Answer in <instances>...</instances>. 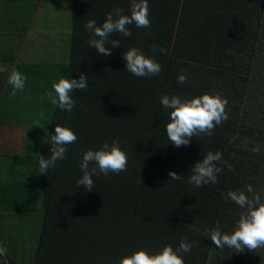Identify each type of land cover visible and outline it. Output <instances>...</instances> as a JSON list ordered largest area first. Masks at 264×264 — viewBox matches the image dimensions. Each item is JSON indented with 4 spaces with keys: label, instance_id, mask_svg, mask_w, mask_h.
Listing matches in <instances>:
<instances>
[{
    "label": "trees",
    "instance_id": "1",
    "mask_svg": "<svg viewBox=\"0 0 264 264\" xmlns=\"http://www.w3.org/2000/svg\"><path fill=\"white\" fill-rule=\"evenodd\" d=\"M45 1L54 5L57 56L51 65L36 64L18 91L25 105L19 124L25 125L8 133L13 153L0 155V246L8 249L0 264H119L137 250L176 249L181 239L193 244L182 254L185 264H208L212 231L231 234L236 224L240 207L228 193L246 191L249 184L261 193L264 183V95L246 99L253 93L250 73L238 68L240 56L253 54L262 42L264 0H148L151 26L129 25L130 37L113 33L110 39L120 47L108 57L88 46L84 25L90 19L102 25L117 7L130 15V0ZM132 47L154 57L163 66L160 75L129 73L122 55ZM182 72L189 74L184 85L177 82ZM81 73L88 89L73 91L71 113L60 111L47 93L55 95L52 85L61 78L79 79ZM205 93L227 98L228 120L211 137L174 147L166 134L170 110L160 97ZM56 124L78 140L41 175L39 159L51 155ZM114 139L128 155L127 171L93 177L92 191L77 187L84 151ZM21 145L24 152L17 149ZM210 151L223 157L216 162L219 182L193 187L186 182L191 168ZM170 171L182 179H169Z\"/></svg>",
    "mask_w": 264,
    "mask_h": 264
},
{
    "label": "clouds",
    "instance_id": "2",
    "mask_svg": "<svg viewBox=\"0 0 264 264\" xmlns=\"http://www.w3.org/2000/svg\"><path fill=\"white\" fill-rule=\"evenodd\" d=\"M106 18L102 25L97 26V21L90 19L84 27L91 34L86 41L89 47L94 48L98 55L108 57L112 55V48L120 47V41L110 39L113 33H119L123 37H130L132 32L129 25L136 28H148L151 26L148 0H130V15L123 14V9L113 8L105 14ZM110 45L111 47H109ZM153 50H157L153 46ZM163 54L165 49L159 48ZM125 61V69L137 78L158 76L163 71V66L154 57H149L144 52L132 47L124 51L122 55ZM5 69L0 68V71ZM26 76L19 71H13L9 77V83L13 87L11 95L15 96L18 91L25 88ZM181 85L189 83V74L182 72L177 77ZM55 95L47 93L50 102L59 108L60 111L71 113L76 106L73 99V91L79 89L86 92L88 89V78L83 73L79 79L61 78L58 83H53ZM160 104L164 110H170L169 122L166 124V134L174 147L188 146L193 137H211L216 126L227 121L230 109L227 98L219 93L208 94L182 99L179 96L163 95L160 97ZM35 126L42 127L39 123ZM46 131V129H45ZM78 137L70 128L56 124L55 134L51 135V155L39 159V171L46 175L49 169L57 166V161L64 160L68 152V146L74 144ZM119 139L112 140L111 144L105 140L97 150L88 149L84 151L79 168L83 173L76 181L77 187L83 186L87 191L94 188L93 177L101 175L108 177L110 173L119 174L127 171L128 155L119 147ZM258 152L259 148H254ZM223 159L222 154L208 152L203 159L197 161L191 168L192 174L186 181L193 187H203L208 184L218 183V173L222 171L217 167L216 162ZM169 179L180 181L182 175L174 171L168 173ZM229 199L241 209L237 226L231 234H225L213 230L211 240L213 244L223 249L225 247L235 249L237 253L247 249L249 252H256L264 249V202L261 193L256 191L251 184L246 185V191H230ZM193 244L181 239L176 249L171 245H165L158 253L149 254L141 249L124 256L119 264H185L182 254L192 250ZM8 249L0 246V258H6Z\"/></svg>",
    "mask_w": 264,
    "mask_h": 264
},
{
    "label": "crops",
    "instance_id": "3",
    "mask_svg": "<svg viewBox=\"0 0 264 264\" xmlns=\"http://www.w3.org/2000/svg\"><path fill=\"white\" fill-rule=\"evenodd\" d=\"M53 7L45 0H0V68L5 69L0 71V132L4 133L3 141L0 137V143L4 144H0L1 156L15 149V144L8 142V133L15 134L25 125L19 124L23 115L20 110L25 106L23 101L19 104L20 94L11 95L13 87L8 82L11 73L19 71L30 79L36 64L51 65L56 59L58 36ZM45 72L39 69V73ZM27 97L32 107L31 96ZM17 149L24 152L26 147L21 145Z\"/></svg>",
    "mask_w": 264,
    "mask_h": 264
},
{
    "label": "rangeland",
    "instance_id": "4",
    "mask_svg": "<svg viewBox=\"0 0 264 264\" xmlns=\"http://www.w3.org/2000/svg\"><path fill=\"white\" fill-rule=\"evenodd\" d=\"M261 24L262 25L260 26V29L262 34V42H260V47H255L256 51H253V54L252 52H247V54L240 56L241 61L238 68H244L246 71H248V73H250V89L249 87L248 89L249 91L251 90L253 92L246 99H251L256 94H258L257 97L259 98L264 95V11ZM251 54L252 57H250L248 60L247 57ZM262 193V202H264V183L261 186V194ZM242 211H246V209L242 210L240 208L236 214H233L236 220V224H234V230L237 226V221ZM216 248L217 247L214 245V248L211 250L208 264H264V249H258L255 253L249 252L247 249H245L243 252L237 253L235 249H230L227 247L223 249Z\"/></svg>",
    "mask_w": 264,
    "mask_h": 264
}]
</instances>
